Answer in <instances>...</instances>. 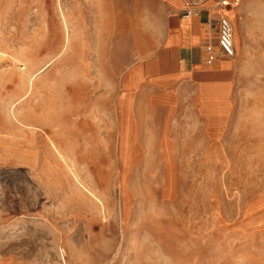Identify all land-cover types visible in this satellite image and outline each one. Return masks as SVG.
<instances>
[{
	"label": "rangeland",
	"instance_id": "374dc122",
	"mask_svg": "<svg viewBox=\"0 0 264 264\" xmlns=\"http://www.w3.org/2000/svg\"><path fill=\"white\" fill-rule=\"evenodd\" d=\"M168 1L0 0V264H264V0L213 107L123 89Z\"/></svg>",
	"mask_w": 264,
	"mask_h": 264
},
{
	"label": "crops",
	"instance_id": "0c3cea01",
	"mask_svg": "<svg viewBox=\"0 0 264 264\" xmlns=\"http://www.w3.org/2000/svg\"><path fill=\"white\" fill-rule=\"evenodd\" d=\"M156 37L155 51L133 68L123 89L142 92L138 102H203L210 107L227 101L234 78L231 60L217 45L218 19L232 24L233 41L240 48L251 33L243 5L231 8L207 0L188 15L181 0H169ZM144 60L148 63L144 67Z\"/></svg>",
	"mask_w": 264,
	"mask_h": 264
},
{
	"label": "built area",
	"instance_id": "2783aa9c",
	"mask_svg": "<svg viewBox=\"0 0 264 264\" xmlns=\"http://www.w3.org/2000/svg\"><path fill=\"white\" fill-rule=\"evenodd\" d=\"M207 0H181L182 14L188 15L195 11ZM223 8H231L239 5L241 0H215ZM217 45L226 56H233L235 53L233 41L232 24L227 16L222 15L218 19Z\"/></svg>",
	"mask_w": 264,
	"mask_h": 264
}]
</instances>
